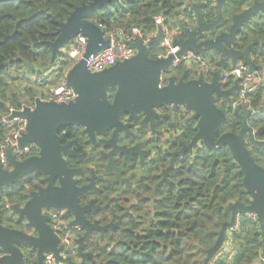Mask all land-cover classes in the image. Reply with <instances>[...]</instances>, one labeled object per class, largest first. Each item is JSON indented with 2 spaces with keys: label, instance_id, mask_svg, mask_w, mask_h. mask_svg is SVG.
I'll return each instance as SVG.
<instances>
[{
  "label": "trees",
  "instance_id": "obj_1",
  "mask_svg": "<svg viewBox=\"0 0 264 264\" xmlns=\"http://www.w3.org/2000/svg\"><path fill=\"white\" fill-rule=\"evenodd\" d=\"M96 1L0 0V146L7 133L2 120L9 116L10 109L20 111L34 106L35 98L43 95L45 88L61 83L71 66L56 62L58 58L52 59L49 44L58 38V24L67 22L77 8ZM218 1L119 0L92 14L89 20L101 25L106 33L116 29L130 33L133 27H138L143 34L152 35L158 16L164 17L172 31L180 25L194 30L198 26L195 6H199L203 21L211 24L218 19ZM253 5L254 0H228L224 7L225 20L233 21V17ZM261 41H264V14L259 12L240 34L237 48L245 50ZM251 57L264 69V44L256 45ZM204 59L216 71L231 68L229 60L221 59L216 53L207 54ZM185 71L188 79L198 77L195 68L187 69L185 65L178 67L175 77L180 79ZM232 86L233 82L226 85ZM247 99L257 111L250 115L248 126L255 131L256 140L263 142L264 87ZM239 100L238 92L230 102L217 101L218 108L228 118L217 138L242 130L244 110L233 108ZM196 124L187 128L183 136L185 143L196 136ZM85 140V137L80 139L82 143ZM247 146L256 164L264 169V147L249 143ZM243 180L244 173L227 146L213 151L202 145L193 155L177 159L167 181L155 191L152 187L158 181L147 179L137 189L117 196L101 216L100 224L119 223V227L103 237L93 232L84 249L88 258L83 260L76 248L67 253L62 264H264L262 230L258 220L249 215L239 216L237 229L227 230L223 247L207 261L223 225L231 221L230 206L236 202L246 206L251 203ZM148 183H151L149 188ZM45 185L42 176L32 173L13 186L0 188V225L24 231V217H18L11 208L23 207L30 193ZM82 236L83 232L78 233V238ZM24 253L25 264H38L36 252L26 249Z\"/></svg>",
  "mask_w": 264,
  "mask_h": 264
},
{
  "label": "water",
  "instance_id": "obj_2",
  "mask_svg": "<svg viewBox=\"0 0 264 264\" xmlns=\"http://www.w3.org/2000/svg\"><path fill=\"white\" fill-rule=\"evenodd\" d=\"M117 1L119 0H97L90 5L77 8L67 22L58 24V38L54 43L49 44L52 59L55 61L61 48L69 45L78 35L88 39L86 54L67 76L68 85L78 95L77 100L69 105L38 100L34 110L27 107L23 111L14 112L10 117L11 120L20 118L27 121V133L21 139L20 146L25 148L33 143L39 148L40 155L20 161L12 151H8V168L0 167V188L13 186L32 173L47 175L45 182L48 185L37 192H31L30 199L24 207L15 206L12 209L19 217H24L26 228L33 230L36 235L0 225L2 252L0 264H25V249L36 252L38 264H45V256L49 254L54 255L58 262L62 261L61 253L64 248L60 246V240L50 225L49 217L42 214L44 209L68 210L74 216V225L85 230V235L77 241L78 254L83 260L88 258L84 249L93 232H99L103 236L119 226V223L100 226L86 219V213L95 210L104 211L105 208H98L93 204L86 208L80 206V195L88 191L91 186L84 188L77 186L73 177L79 171L69 169L63 153L69 156L76 155L68 151L69 144L61 145L64 136L57 135L61 127L83 126L93 143L96 142V134L103 135L106 131L114 129L112 145H115L119 133L126 129L121 117L143 114L146 122L156 116L155 109L169 105L182 106L194 112L193 120H198L197 134L184 151H192L200 142L213 151L227 146L244 173L243 183L251 197L248 206L240 202L230 206L231 221L223 225L207 261L212 260L221 250L227 230L237 226L240 215H256L264 244V169L256 164L247 146L249 143L252 146L264 147V141L256 140L255 131L248 126L247 121L252 114L251 111L244 108V125L239 134L225 133L217 138L228 120L225 112L218 108L217 101L230 102L231 97L239 92L240 86L236 84L229 90H224L219 73H214L210 83L205 81L203 75L196 80H187L185 74L178 82L172 77L167 86L161 87L163 74L173 66L176 59L182 58L188 52L205 56L206 53L217 50L232 64L236 65L243 61L250 69L257 70L256 64L250 57L253 45L244 52L228 48L226 45H234L243 25L256 13H264V2L256 1L252 8L235 16L228 32L221 33L214 40L204 39L207 33L214 36L217 29L225 25L224 7L228 0L218 1V19L211 24L203 21L199 6H195L198 26L194 30L184 25L179 26V34L183 38L177 39L174 43L179 47L177 54L164 60L151 57V52L160 47L163 40L164 33L160 29L157 37L147 46L140 38L130 44L137 50V56L131 60L118 63L103 72L91 73L86 68V60L105 48L108 42L105 40V32L92 23L89 17ZM115 88L116 93L113 100H110L108 91ZM179 155L182 153L177 154ZM174 166L173 159L170 169ZM54 179H58V186H53Z\"/></svg>",
  "mask_w": 264,
  "mask_h": 264
},
{
  "label": "flooded vegetation",
  "instance_id": "obj_3",
  "mask_svg": "<svg viewBox=\"0 0 264 264\" xmlns=\"http://www.w3.org/2000/svg\"><path fill=\"white\" fill-rule=\"evenodd\" d=\"M256 1L258 0H254V4ZM259 2H264V0ZM253 6L244 9V12L249 10ZM254 16L248 23L243 25L242 31L246 26L252 24ZM224 26L225 25L219 27L214 36H212L210 33H207V37L204 40H214L221 33L228 32L230 25L226 29L223 28ZM242 31L237 35V41L234 45L232 46L226 45L228 48H232L236 51L244 52L251 45H253L254 48L258 44H262V45L264 44V41H261L249 45L245 50L238 49L237 45L240 40V34L242 33ZM176 37L177 39L183 38L181 34H178ZM252 50L250 51V57ZM210 53L211 54L216 53L217 55H219L221 59H227L224 58L222 53L217 50H212L206 53L205 55ZM252 61L254 62L253 59ZM229 63L231 64V67L236 66L238 64H245L249 66L243 61L238 62L236 65L232 64L230 60ZM254 63L256 64L259 70L263 68L260 62L259 63L254 62ZM212 68L214 70V73H220L222 71V70L216 71L214 67ZM185 74H187L186 71L184 72V75ZM200 76L201 75L198 74V77L196 79H198ZM173 77L176 78V82H178L182 78L181 77L180 79H178L175 76ZM170 78L172 77L171 76L169 78L166 77L165 82L163 84L161 83V87L167 86ZM187 80H191V79L187 78ZM205 81L208 83L212 82V80H206V79ZM230 82H233L232 87L236 85L235 81H230ZM226 85L223 86L224 90H229L230 88H232V87L227 88ZM51 88L52 87H48L45 89H47L48 91ZM45 89L43 95H39L35 98L34 106L28 108L34 110L36 108V102L38 100L42 102L50 103L46 101L45 96L47 92H45ZM115 93H116V88L110 89L108 91L110 100H113ZM155 114L156 116H154L152 119H149L146 122L143 114H137L134 117H130L129 115H124L123 117H121V121L126 127V129L122 130L119 133L117 140L114 142L115 145H112L113 143L112 136L114 133V129H110L106 131L103 135L96 134L95 143L91 141L89 135L86 133L85 127L83 126L80 127L64 126L58 130L57 135L59 137L64 136V140L61 142V145L67 146L69 144L68 151L73 152L76 155V156L73 155L69 156L68 154L63 153V157L66 160L69 169L79 171V173L73 177L74 180L76 181L77 186L79 188L91 186V188L88 191L80 195L79 197L80 206L82 208H86L93 204L95 207L105 208L104 211L95 210L86 213L85 214L86 219L90 223L92 224L97 223L98 225L103 226L100 224V218L105 214L107 209L111 206L112 202L116 200L117 196L124 193L128 194L129 191L137 189L147 179L151 180V182H156V180L158 181L157 186L152 187L153 191H155L163 182L167 181L170 172L176 167L177 159L183 158L187 156V154L193 155L194 153H196L198 148L204 145L203 143L200 142L198 144V147L194 148L192 151H187V150L184 151V149L187 148V146H189L193 140L192 139L191 142L189 143H185L183 141V136L187 128L193 125L194 122H197L196 126L198 127V120H193L194 112L189 111L182 106L169 105L167 107L155 109ZM82 137L86 138V140L83 143L80 141ZM28 148L30 149L28 154L20 158V161L40 155V150L35 144L33 143L30 144ZM181 153L182 155L177 156V154H181ZM173 159L175 166L174 168L170 169L172 166ZM40 176H42V181L46 185L45 187H40L39 190L41 188H46L48 185V183L45 182L48 176L47 175H40ZM160 178L161 180L159 181ZM150 184L151 183H148L146 185L147 188L151 187ZM58 185H59L58 179H54L53 186H58ZM112 192L114 194L109 196L108 194ZM50 209H56V208H50ZM58 210H65V209H58ZM66 216H69L70 218L66 219ZM89 217L93 218L94 220L91 221ZM74 220H75L74 216L71 213H69L68 210H65L63 221L65 222V226L72 230L78 251L77 241L80 239L78 238V233L83 232V236H84L85 230L82 229L80 226H75ZM50 225L52 226L51 220H50ZM24 226H26V221L24 222ZM24 231H26L30 235H36V233L31 229L25 228ZM54 232L60 240L62 234L56 232L55 230Z\"/></svg>",
  "mask_w": 264,
  "mask_h": 264
},
{
  "label": "built area",
  "instance_id": "obj_4",
  "mask_svg": "<svg viewBox=\"0 0 264 264\" xmlns=\"http://www.w3.org/2000/svg\"><path fill=\"white\" fill-rule=\"evenodd\" d=\"M155 23L156 31L149 37H146L138 27H133L130 33H125L122 29H116L109 33H106L103 30L108 45L86 60L87 70L91 73H99L116 66L118 63L131 60L137 56V50L131 47L130 44L135 43L136 40L140 38L143 40L144 45L147 46L157 37L160 29H162L164 33L160 45L162 51L159 52L154 59L164 60L171 55L177 54L179 47L174 45L177 37L166 25L164 17L158 16ZM99 27L103 29L101 25H99ZM74 41L75 47L69 51V58L73 64L71 68L65 72L61 83L57 87H53L47 91L45 97L48 102L69 105L75 102L78 98L77 93L68 85L67 76L75 64L83 59L86 54L88 49V39L82 35H78ZM181 65L187 66V69L195 68L197 73L203 75L206 80H212L213 78L214 70L204 57L196 55L193 52H188L182 58L174 61L173 66L163 74L161 83L163 84L165 82L166 74L172 72L174 69H178ZM219 75L222 86H225L230 81H235L236 84L240 86V100L234 103L233 107L247 108L253 115L256 114L257 111L252 108L251 102L247 99V96L255 93L260 87H264V69L252 70L245 64H238L230 69L222 70ZM25 108L26 107L20 111H23ZM14 112H16V110L11 108L9 116L2 120L7 131L5 139L0 146V167L3 169L8 168V151H12L13 155L20 160V158L28 154L30 150L28 147L22 148L20 146L21 139L27 133V121L20 118L11 120L10 117ZM42 214L49 217L53 229L62 234L60 245L64 248V251L61 253L63 261L68 252L77 248L72 230L67 228L63 221L65 210L49 208L44 209ZM249 216L257 219L256 215L249 214ZM237 227L238 224L232 230H236ZM62 261L58 262L52 254L45 256V264H62Z\"/></svg>",
  "mask_w": 264,
  "mask_h": 264
},
{
  "label": "rangeland",
  "instance_id": "obj_5",
  "mask_svg": "<svg viewBox=\"0 0 264 264\" xmlns=\"http://www.w3.org/2000/svg\"><path fill=\"white\" fill-rule=\"evenodd\" d=\"M227 18V17H226ZM231 22L232 21H230V19L229 18H227V21H226V24H225V26L223 27V28H226V27H228L230 24H231ZM173 32H174V35L175 36H177L178 34H179V30H173ZM150 35H146V37H149ZM75 47V41H72L69 45H64L62 48H61V51H60V54L58 55V59H57V61L56 62H66V63H71V66H72V64H73V62L72 61H70V58H69V51L72 49V48H74ZM162 51V49H161V47H158L157 49H155V50H153L152 52H151V56H155V57H157V54L159 53V52H161ZM69 66V65H68ZM71 66H70V68H71ZM187 67V66H186ZM69 68V69H70ZM68 69V70H69ZM67 70V71H68ZM176 70L177 69H174L172 72H169L168 74H166V77L167 78H169L170 76L171 77H173V76H175V72H176ZM60 84V82L57 84V86ZM56 86V87H57ZM53 87V86H52ZM45 92H47V89H45ZM232 230V229H231ZM230 230V231H231ZM229 248H227V250H228Z\"/></svg>",
  "mask_w": 264,
  "mask_h": 264
},
{
  "label": "bare ground",
  "instance_id": "obj_6",
  "mask_svg": "<svg viewBox=\"0 0 264 264\" xmlns=\"http://www.w3.org/2000/svg\"><path fill=\"white\" fill-rule=\"evenodd\" d=\"M239 219V218H238Z\"/></svg>",
  "mask_w": 264,
  "mask_h": 264
}]
</instances>
